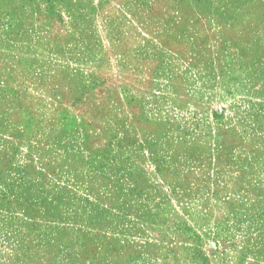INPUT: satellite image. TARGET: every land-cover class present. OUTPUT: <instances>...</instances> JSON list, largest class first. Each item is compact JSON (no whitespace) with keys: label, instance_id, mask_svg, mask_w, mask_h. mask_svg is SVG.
<instances>
[{"label":"rangeland","instance_id":"rangeland-1","mask_svg":"<svg viewBox=\"0 0 264 264\" xmlns=\"http://www.w3.org/2000/svg\"><path fill=\"white\" fill-rule=\"evenodd\" d=\"M0 264H264V0H0Z\"/></svg>","mask_w":264,"mask_h":264}]
</instances>
